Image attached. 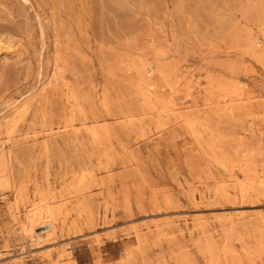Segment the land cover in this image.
<instances>
[{
    "label": "rangeland",
    "instance_id": "obj_1",
    "mask_svg": "<svg viewBox=\"0 0 264 264\" xmlns=\"http://www.w3.org/2000/svg\"><path fill=\"white\" fill-rule=\"evenodd\" d=\"M0 264H264V0H0Z\"/></svg>",
    "mask_w": 264,
    "mask_h": 264
},
{
    "label": "bare ground",
    "instance_id": "obj_2",
    "mask_svg": "<svg viewBox=\"0 0 264 264\" xmlns=\"http://www.w3.org/2000/svg\"><path fill=\"white\" fill-rule=\"evenodd\" d=\"M42 20V19H41ZM13 52V51H12ZM41 73V72H40ZM242 76V75H241ZM8 107V106H7ZM22 111V110H21ZM43 227L47 228L48 230H53L54 229V222L48 218L44 223L42 224ZM33 229V228H32ZM34 232V231H33Z\"/></svg>",
    "mask_w": 264,
    "mask_h": 264
}]
</instances>
